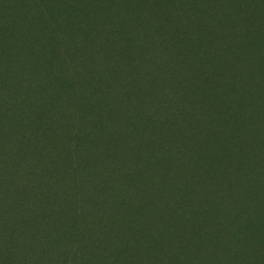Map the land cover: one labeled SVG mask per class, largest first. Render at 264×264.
I'll return each mask as SVG.
<instances>
[{"label":"trees","instance_id":"obj_1","mask_svg":"<svg viewBox=\"0 0 264 264\" xmlns=\"http://www.w3.org/2000/svg\"><path fill=\"white\" fill-rule=\"evenodd\" d=\"M257 88L264 0H0V264H241Z\"/></svg>","mask_w":264,"mask_h":264},{"label":"rangeland","instance_id":"obj_2","mask_svg":"<svg viewBox=\"0 0 264 264\" xmlns=\"http://www.w3.org/2000/svg\"><path fill=\"white\" fill-rule=\"evenodd\" d=\"M256 93L261 94L264 101V89L257 88ZM255 132L259 134L257 138L264 134L260 126L256 127ZM246 187V197L242 203L236 202V207L246 210L245 215H237V234H247L246 242L252 245L248 247V254L241 264H264V188L255 180H249ZM229 256L226 264H240L233 259L232 252Z\"/></svg>","mask_w":264,"mask_h":264}]
</instances>
